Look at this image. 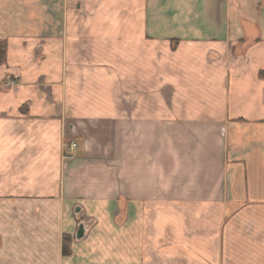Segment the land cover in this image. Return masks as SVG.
<instances>
[{
	"label": "crops",
	"instance_id": "1",
	"mask_svg": "<svg viewBox=\"0 0 264 264\" xmlns=\"http://www.w3.org/2000/svg\"><path fill=\"white\" fill-rule=\"evenodd\" d=\"M0 39V264H264V0H0Z\"/></svg>",
	"mask_w": 264,
	"mask_h": 264
},
{
	"label": "trees",
	"instance_id": "2",
	"mask_svg": "<svg viewBox=\"0 0 264 264\" xmlns=\"http://www.w3.org/2000/svg\"><path fill=\"white\" fill-rule=\"evenodd\" d=\"M6 56H7V42L4 39H0V67L5 64L6 62ZM261 77L264 78V72L262 71L260 73ZM70 242L69 237L67 235L63 238V254L69 255L70 254ZM68 243V246H67Z\"/></svg>",
	"mask_w": 264,
	"mask_h": 264
},
{
	"label": "rangeland",
	"instance_id": "3",
	"mask_svg": "<svg viewBox=\"0 0 264 264\" xmlns=\"http://www.w3.org/2000/svg\"><path fill=\"white\" fill-rule=\"evenodd\" d=\"M78 211H79V210H76L77 213H78ZM81 226H82L83 228H85V229L87 228V226L85 225V223L80 224V225L78 226V230H77V232H76V235L74 236V238H76V239L78 238V237H77V234H78V232H79ZM86 230H87V229H86ZM64 236H65V235H64ZM67 237H69V241H71V242H70V245H69V247H70V254H71V247H72V246H71V243H72V241H73L74 238H73L72 235H67ZM67 246H68V243H67Z\"/></svg>",
	"mask_w": 264,
	"mask_h": 264
},
{
	"label": "water",
	"instance_id": "4",
	"mask_svg": "<svg viewBox=\"0 0 264 264\" xmlns=\"http://www.w3.org/2000/svg\"><path fill=\"white\" fill-rule=\"evenodd\" d=\"M84 235H85V228H83V227L81 226V228H80V230H79V232H78V234H77V237H78V238H82Z\"/></svg>",
	"mask_w": 264,
	"mask_h": 264
},
{
	"label": "built area",
	"instance_id": "5",
	"mask_svg": "<svg viewBox=\"0 0 264 264\" xmlns=\"http://www.w3.org/2000/svg\"><path fill=\"white\" fill-rule=\"evenodd\" d=\"M11 83H12V84H15V81H12ZM76 147H77V144H76V143H72V145H71V149L74 150ZM68 155H69V154H68ZM71 155H72V154H70V155L68 156V158H71Z\"/></svg>",
	"mask_w": 264,
	"mask_h": 264
}]
</instances>
